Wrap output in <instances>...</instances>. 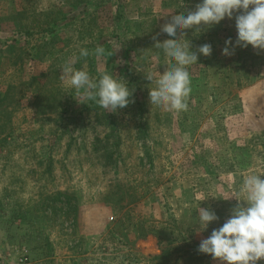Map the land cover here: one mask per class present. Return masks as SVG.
<instances>
[{
	"label": "rangeland",
	"instance_id": "rangeland-1",
	"mask_svg": "<svg viewBox=\"0 0 264 264\" xmlns=\"http://www.w3.org/2000/svg\"><path fill=\"white\" fill-rule=\"evenodd\" d=\"M201 2L0 0V263L222 264L198 248L244 178H264V50L236 46L239 12L187 29L190 51L212 47L188 68L187 110L149 98L175 64L153 37L172 39L162 25ZM98 45L74 67L127 82L134 102L115 112L60 79ZM199 207L219 217L204 230Z\"/></svg>",
	"mask_w": 264,
	"mask_h": 264
},
{
	"label": "clouds",
	"instance_id": "clouds-1",
	"mask_svg": "<svg viewBox=\"0 0 264 264\" xmlns=\"http://www.w3.org/2000/svg\"><path fill=\"white\" fill-rule=\"evenodd\" d=\"M234 12L237 29L236 46L264 50V0H202L196 5L195 11L187 14L172 15L164 23L161 32L172 39L163 42L156 40L155 47L163 49L165 55L175 64L167 67L163 74L155 79L156 87L150 89L151 105L163 107L177 113L187 110V99L191 93V76L188 68L197 64L198 54L210 56V44L199 46L197 51H190V42L184 37L185 30L202 28L218 24L225 17L231 19ZM159 33L157 34V36ZM183 41V42H182ZM231 38L225 41L223 55H231L228 45ZM105 48L98 45L91 53L87 48L79 50V56L66 62L60 69L61 81L67 88H74L88 100H94L101 108L115 112L129 103L132 91L127 82L109 74L100 72L99 78L94 80L87 71L76 69L74 64L80 57L90 54L96 57L103 56ZM149 81L154 77L146 75ZM243 199L236 198L238 203L231 210L230 217L218 229H213L211 235L203 239L198 251L210 254L222 264H257L264 259V178L258 174H249L243 180L240 188ZM199 221L204 229L219 217L210 209L199 207Z\"/></svg>",
	"mask_w": 264,
	"mask_h": 264
},
{
	"label": "trees",
	"instance_id": "trees-1",
	"mask_svg": "<svg viewBox=\"0 0 264 264\" xmlns=\"http://www.w3.org/2000/svg\"><path fill=\"white\" fill-rule=\"evenodd\" d=\"M184 2H186V0H184ZM53 26H55V25H57V22H54L53 24H52ZM25 29V30H24ZM23 32H22V36L23 35H25V37H30V36H33L34 35V33H33V29H31V30H26V28H22L21 29ZM25 31V32H24ZM38 33H43V34H46V33H49V34H51V33H54L52 30H50V27L48 28V24H46V28L44 27V29L43 30H40V32H38ZM52 40V39H51ZM238 55V54H237ZM239 60H240V57L239 58H237V62H239ZM191 254H193V253H191Z\"/></svg>",
	"mask_w": 264,
	"mask_h": 264
},
{
	"label": "built area",
	"instance_id": "built-area-1",
	"mask_svg": "<svg viewBox=\"0 0 264 264\" xmlns=\"http://www.w3.org/2000/svg\"><path fill=\"white\" fill-rule=\"evenodd\" d=\"M0 264H2V263H0Z\"/></svg>",
	"mask_w": 264,
	"mask_h": 264
}]
</instances>
